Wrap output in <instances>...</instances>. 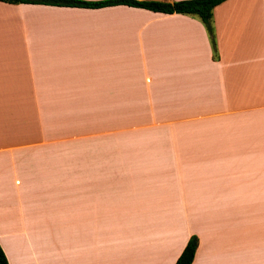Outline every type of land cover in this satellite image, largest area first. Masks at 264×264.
Returning a JSON list of instances; mask_svg holds the SVG:
<instances>
[{
  "label": "crops",
  "instance_id": "obj_1",
  "mask_svg": "<svg viewBox=\"0 0 264 264\" xmlns=\"http://www.w3.org/2000/svg\"><path fill=\"white\" fill-rule=\"evenodd\" d=\"M212 22L0 1L9 264H264V0Z\"/></svg>",
  "mask_w": 264,
  "mask_h": 264
},
{
  "label": "trees",
  "instance_id": "obj_2",
  "mask_svg": "<svg viewBox=\"0 0 264 264\" xmlns=\"http://www.w3.org/2000/svg\"><path fill=\"white\" fill-rule=\"evenodd\" d=\"M8 3H35L70 7L99 8L110 5H129L145 8L155 12L180 13L198 18L204 25L213 50V57H217L215 31L212 22L213 8L225 0H175L166 2L161 0H0ZM198 246V237L192 235L187 240L183 250L174 264H191ZM0 264H9L0 245Z\"/></svg>",
  "mask_w": 264,
  "mask_h": 264
}]
</instances>
